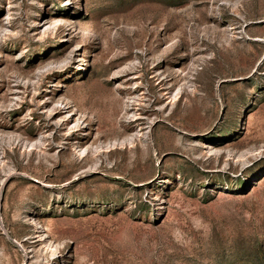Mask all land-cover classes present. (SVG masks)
I'll return each instance as SVG.
<instances>
[{"label":"rangeland","instance_id":"1","mask_svg":"<svg viewBox=\"0 0 264 264\" xmlns=\"http://www.w3.org/2000/svg\"><path fill=\"white\" fill-rule=\"evenodd\" d=\"M0 264H264V0H0Z\"/></svg>","mask_w":264,"mask_h":264},{"label":"bare ground","instance_id":"2","mask_svg":"<svg viewBox=\"0 0 264 264\" xmlns=\"http://www.w3.org/2000/svg\"><path fill=\"white\" fill-rule=\"evenodd\" d=\"M127 105V104H126Z\"/></svg>","mask_w":264,"mask_h":264}]
</instances>
